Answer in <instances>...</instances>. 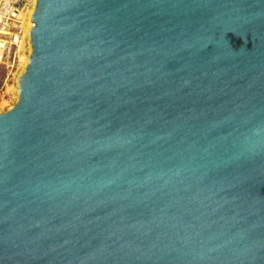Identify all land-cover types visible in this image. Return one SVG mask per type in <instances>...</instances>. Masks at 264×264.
<instances>
[{"label":"water","instance_id":"obj_1","mask_svg":"<svg viewBox=\"0 0 264 264\" xmlns=\"http://www.w3.org/2000/svg\"><path fill=\"white\" fill-rule=\"evenodd\" d=\"M0 112V264H264V0H36Z\"/></svg>","mask_w":264,"mask_h":264},{"label":"built area","instance_id":"obj_2","mask_svg":"<svg viewBox=\"0 0 264 264\" xmlns=\"http://www.w3.org/2000/svg\"><path fill=\"white\" fill-rule=\"evenodd\" d=\"M34 0H0V62L13 66L30 54L29 31L36 26L32 20Z\"/></svg>","mask_w":264,"mask_h":264},{"label":"rangeland","instance_id":"obj_3","mask_svg":"<svg viewBox=\"0 0 264 264\" xmlns=\"http://www.w3.org/2000/svg\"><path fill=\"white\" fill-rule=\"evenodd\" d=\"M20 65L21 61L13 66L0 62V112L10 108V105H14L17 100V77Z\"/></svg>","mask_w":264,"mask_h":264},{"label":"bare ground","instance_id":"obj_4","mask_svg":"<svg viewBox=\"0 0 264 264\" xmlns=\"http://www.w3.org/2000/svg\"><path fill=\"white\" fill-rule=\"evenodd\" d=\"M34 1H36V0H34ZM28 59H29V55H24L22 57V60H21L20 71H19V74H18V77H17V97H18V94H19V86H18L19 77L25 71V69H26V67L28 65ZM11 106H13V105H10V107Z\"/></svg>","mask_w":264,"mask_h":264}]
</instances>
